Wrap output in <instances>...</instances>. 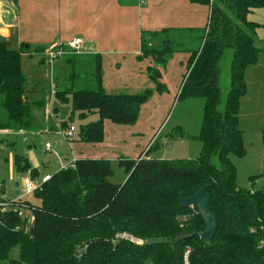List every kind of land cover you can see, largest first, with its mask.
I'll return each mask as SVG.
<instances>
[{
  "label": "trees",
  "instance_id": "1",
  "mask_svg": "<svg viewBox=\"0 0 264 264\" xmlns=\"http://www.w3.org/2000/svg\"><path fill=\"white\" fill-rule=\"evenodd\" d=\"M15 4L16 0H8ZM210 6L204 30H164L142 33L140 59L151 58L166 67L175 53L188 59L177 100L201 99V126L195 137L202 144L193 160H155L140 154L135 161L118 160L125 180L113 184L110 161L79 158L74 169H59L27 200L13 204L0 218V263L3 264H264V190H244L236 184V169L230 157L245 155L243 133L238 128L240 102L247 93L245 71L255 65L259 50L254 46L257 26L247 21L249 12L264 8V0H191ZM0 20L2 14L0 12ZM3 21V20H2ZM0 39V132L28 131L35 103L27 101L21 56L31 49L7 48ZM36 48L35 54H42ZM231 52L229 90L220 88V62ZM87 70L90 87L71 85L54 92L60 103L70 102L71 114L85 122L79 142L100 144L104 122L133 126L152 91L136 95L106 94L101 87V57ZM72 67L76 55L64 57ZM160 74L157 78L160 79ZM155 92L163 84L151 79ZM89 86V85H88ZM182 135V134H180ZM264 145V129L262 131ZM24 159H15L21 173L38 171ZM23 163V164H22ZM205 190L216 221L209 243L191 240L205 230L197 208L180 209L179 203ZM3 202V200L0 199ZM13 209H23L20 219ZM126 234L140 243L116 239ZM17 248L16 260L10 252Z\"/></svg>",
  "mask_w": 264,
  "mask_h": 264
},
{
  "label": "rangeland",
  "instance_id": "2",
  "mask_svg": "<svg viewBox=\"0 0 264 264\" xmlns=\"http://www.w3.org/2000/svg\"><path fill=\"white\" fill-rule=\"evenodd\" d=\"M13 9L8 0H0V12L3 19V21L0 20V27L9 26ZM3 35L8 33L0 30V39L11 44L8 39H5L8 36ZM12 46L14 49L20 48L15 44H11ZM27 54L32 55L21 56V70L26 80L27 101L35 103L31 111L32 126L28 131L0 132V199L4 203L18 199L22 192L23 180L26 176L32 178L30 171L21 173L16 169L15 159H24L41 172L45 166L43 172L51 175L58 170L59 162L66 156L69 158L72 155L86 158L97 156L99 159L104 158L110 161L113 172L110 182L122 184L125 174L118 166V160L135 161L140 154H143L145 158L168 161L193 160L199 156L202 144L195 137L201 126L203 101L201 99L177 100L186 72V68L183 65L180 66L178 60H183V54L188 57L187 54L175 53L164 68L155 66L151 58L145 59L151 63V66L146 69L149 85H151L148 89L152 91L148 104L142 109L138 121L133 126H118L105 121L104 140L96 145L79 142V131L86 121H80L71 114L70 102L60 103L53 96L54 92L70 90L71 85L90 87V83L81 84L87 80L90 81L86 75L87 70L93 66V59L76 55L77 60L71 64L76 69V76L74 80H71L73 69L64 58L55 61L51 66L47 62H42L39 54L31 51ZM138 60L141 63L145 61L140 58ZM230 60L231 52L226 51L220 62L223 102L229 90ZM104 67L105 82L114 84L116 76L112 74L111 61L107 60ZM158 74L161 76L160 79L157 78ZM151 79H156L158 83L165 86L162 94L155 92V85ZM39 102H42V107L38 105ZM49 105L56 106L58 110L52 111L48 108ZM245 105V102L241 101L238 123V128L243 133L245 155L242 158L230 157V160L236 169V184L239 188L263 191L262 131L264 123H259L255 112L251 108L247 111ZM93 120L95 118L91 117L87 122ZM70 127L75 128V133L68 141L63 135ZM46 144L51 147L49 151L45 149ZM17 184L19 187H16ZM24 200L37 203L33 196H28ZM17 257L18 249L15 248L10 252V258L16 260Z\"/></svg>",
  "mask_w": 264,
  "mask_h": 264
},
{
  "label": "crops",
  "instance_id": "3",
  "mask_svg": "<svg viewBox=\"0 0 264 264\" xmlns=\"http://www.w3.org/2000/svg\"><path fill=\"white\" fill-rule=\"evenodd\" d=\"M11 4L14 8L12 20L9 26L0 27L8 33L3 35L8 36L5 39L16 47H29L32 53L36 48L44 51L72 38L81 39L80 55L101 57V87L109 95H136L151 87L146 75L151 63L138 60L142 33L204 30L210 17V6L191 0H16ZM247 21L257 26L254 46L259 55L255 65L245 71L247 93L241 101L245 102L247 111L251 108L255 112L259 123H264V8L249 12ZM42 55L41 61L46 62ZM182 59L178 60L179 64L185 67L188 57L183 54ZM107 60L111 61L112 74L116 76L114 84L105 82L104 63ZM147 104L148 101L142 106L139 117ZM38 105L42 107V102ZM48 108L58 110L56 106ZM69 159V156L61 159L58 170ZM31 168L38 171L35 180L50 176L43 172L45 166L42 172L37 167Z\"/></svg>",
  "mask_w": 264,
  "mask_h": 264
},
{
  "label": "built area",
  "instance_id": "4",
  "mask_svg": "<svg viewBox=\"0 0 264 264\" xmlns=\"http://www.w3.org/2000/svg\"><path fill=\"white\" fill-rule=\"evenodd\" d=\"M82 40L79 38H72L69 42L67 43H57L43 51V58L45 61L49 64L52 65L55 61L62 59L68 55H80V50L82 47ZM75 132L74 127H70L67 131L64 132V138L65 140H70L73 137V133ZM46 150H50V146L48 144L45 145ZM77 159L75 157H71L68 161H66L64 164L60 166V169H74L75 168V163ZM49 179V176H45L41 178L40 180H32L30 178L26 179L23 181L22 189H21V196L16 199L12 200L9 203H4L0 201V218L3 217L8 211L11 210V208H15L16 203H19L21 201H24L25 198L28 196H31L36 190L40 189V186L42 183L47 181ZM14 213L20 218V219H27V223L30 224L33 222V218L27 216V213L23 209H13ZM12 211V210H11ZM116 239H123V240H128L132 243L139 244L140 242L133 237L126 235V234H121L117 235ZM259 246L264 248V239H262L259 242ZM186 255H185V264H186Z\"/></svg>",
  "mask_w": 264,
  "mask_h": 264
},
{
  "label": "water",
  "instance_id": "5",
  "mask_svg": "<svg viewBox=\"0 0 264 264\" xmlns=\"http://www.w3.org/2000/svg\"><path fill=\"white\" fill-rule=\"evenodd\" d=\"M6 47L10 48L11 44L6 42ZM180 209H192L197 208L200 215L205 222V230L199 236H193L189 239L191 240H202L204 243H209L216 231V221L211 214L209 207V197L205 190L198 191L195 195L190 198L182 199L179 203Z\"/></svg>",
  "mask_w": 264,
  "mask_h": 264
}]
</instances>
